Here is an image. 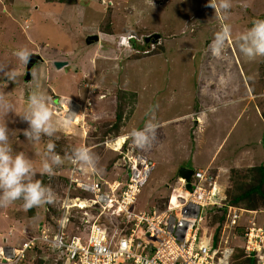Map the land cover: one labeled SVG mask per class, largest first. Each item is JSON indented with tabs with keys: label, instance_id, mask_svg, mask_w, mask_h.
<instances>
[{
	"label": "rangeland",
	"instance_id": "1",
	"mask_svg": "<svg viewBox=\"0 0 264 264\" xmlns=\"http://www.w3.org/2000/svg\"><path fill=\"white\" fill-rule=\"evenodd\" d=\"M210 3L219 0H0V65L17 74L15 82L0 74V94H7L14 105L12 113L0 115V124L6 123L9 129L13 152H24L34 161L37 174L33 179L55 194L52 204L32 211L22 207V200L0 208L3 250L12 254L28 236L38 235L40 227L57 224L71 177L87 183L99 176L126 179V152L115 151L114 140L134 128L143 129L153 117L159 129L151 150L140 151L130 139L124 146L125 150L133 148L140 168L142 161L148 162L147 180L135 208H164L172 188L180 185L181 167L209 168L229 199L246 188L251 182L246 176L248 168H237L225 160L237 146L245 145L258 147L264 158V57L248 60L239 52L236 37L255 20L264 19V0H230L226 12L209 7ZM224 25L230 26L231 38L217 57L210 45ZM157 33L161 36L156 42L145 41ZM90 35H97L98 41L87 43ZM21 48L42 59L33 65L30 81L25 79L26 65L13 55ZM56 62L64 64L56 67ZM31 91L50 97L54 118L61 122L51 138L56 153L65 157L75 147H91L100 157V171H82L65 159L53 175L39 173L49 138L44 137L41 144L27 141L23 131L28 124L18 116ZM228 100L235 104L222 108ZM193 111L197 113L189 114ZM116 114L121 117L118 128ZM68 117L72 122L63 127ZM225 136L228 152L215 150ZM213 150L220 153L217 158L211 157ZM76 195L83 196L71 191L70 197ZM248 203L255 205L256 214L242 213L239 226L222 227L218 233L220 249L234 250L231 264H246L241 245L248 220L254 217L257 224H264V207L257 206L254 197L237 205L252 210ZM69 212L68 227L76 231L86 216L78 208ZM209 215L203 209L205 235H211L214 219L219 217ZM15 264L55 261L46 248H35Z\"/></svg>",
	"mask_w": 264,
	"mask_h": 264
},
{
	"label": "built area",
	"instance_id": "2",
	"mask_svg": "<svg viewBox=\"0 0 264 264\" xmlns=\"http://www.w3.org/2000/svg\"><path fill=\"white\" fill-rule=\"evenodd\" d=\"M122 149L120 146L119 151ZM125 152L126 179L110 181L99 176L87 183L71 177L57 225L45 226L38 235L28 236L12 254L0 247V264L18 263L35 248H46L56 264H231L234 250L222 251L218 242L211 247L212 235L202 231L203 209H208L210 216L223 217V229H235L242 213L254 215L257 211L231 203L207 170L195 171L189 188L181 178L180 186L173 189V193L181 192L174 203L171 195L162 209H137L148 162L142 161L141 169L133 150ZM75 185L84 195L81 200L70 197ZM81 202L88 210L83 211L86 217L74 231L68 227L69 209ZM248 221L250 225L242 235L243 257L252 258L254 264H264V224H257L254 217Z\"/></svg>",
	"mask_w": 264,
	"mask_h": 264
},
{
	"label": "clouds",
	"instance_id": "3",
	"mask_svg": "<svg viewBox=\"0 0 264 264\" xmlns=\"http://www.w3.org/2000/svg\"><path fill=\"white\" fill-rule=\"evenodd\" d=\"M209 7L213 9L218 7L219 9L226 12L231 8V3L230 0H219L218 4L210 3ZM230 38V26H222L221 30L215 34V37L210 45L212 54L217 57L221 56L224 52L225 45L230 40ZM236 44L238 46L239 52L250 61L255 60L258 57H264V19L255 20L249 29L237 36ZM13 55L25 65L29 63L31 57V53L26 48H21L15 51ZM0 74L5 75V77L12 82H15L17 79V74L14 70H8L2 65H0ZM6 95L7 94H0V115L4 116L14 111V105L6 99ZM18 116L22 121L28 124V128L23 131V135L27 141H30L33 144H41L44 141V137L49 138L46 143L45 151L41 154L42 160L39 167V173L41 175H53L54 168L62 165L65 159H68L72 164L77 165L82 171L91 173L100 171V157L91 147H75L69 154H66L65 157H62L60 154L56 153V144L51 138L54 137L59 131L61 122L54 118L53 109L50 107V97L45 95L42 91L30 92V94L27 96L26 106L23 112ZM71 122L72 121L70 117L64 118L62 121V126L67 127L71 124ZM158 129L159 125L158 123L154 122L153 117L145 123L143 129L134 128L130 130L127 136L124 137L125 142L120 146H123L124 149V146L127 143L126 140L130 139L132 144L140 151H149L158 139ZM8 133L9 129L6 123L0 124V208L9 207L18 200L23 201L22 207L25 210H31L34 207H39L45 204H52L55 200V194L53 190L50 187L44 185L42 181L33 179V177L37 174L34 161L24 152H13V148L9 143ZM123 149L121 152L119 150L117 152L124 153L125 149ZM128 149L133 150L132 147ZM192 170L193 174L191 175L190 180L197 170H207L209 174H211L209 168L202 169L195 167V169ZM179 178L183 177L179 176ZM180 181L181 180H179V184ZM189 181H186L187 184H189ZM178 187L172 188L171 195H173V189L177 190ZM219 187L220 192L225 193V191H221L220 185ZM71 191H78L81 193V195H83L81 190L76 185L75 189H71ZM72 208H78L83 211L88 210L84 205L83 207L74 205ZM62 210L63 209L61 207V212ZM204 222L205 221L203 220L202 224H204ZM56 225L57 224H52V226ZM43 227H40V231ZM25 240L26 239H24L23 242ZM143 264H151V262L144 261Z\"/></svg>",
	"mask_w": 264,
	"mask_h": 264
},
{
	"label": "trees",
	"instance_id": "4",
	"mask_svg": "<svg viewBox=\"0 0 264 264\" xmlns=\"http://www.w3.org/2000/svg\"><path fill=\"white\" fill-rule=\"evenodd\" d=\"M48 2H54L58 1L61 3H72L73 0H46ZM75 1V0H74ZM131 95L135 96L134 93H131ZM119 121V122H118ZM121 117L119 114H116V128L120 126ZM246 176L250 179V183L247 184L246 188L241 191L240 193L236 194V196H233L229 199V201L233 204H239L243 200L250 199L251 197L255 199L256 205L258 206V203L261 207H264V166L258 165L254 167H250L247 169ZM249 209L255 210L257 209L255 205H252L251 203H248ZM264 209V208H263ZM32 211V209H31ZM215 221V227L212 231V241L210 243L211 247H214L217 245L218 242V233L222 227L223 217H216L214 219ZM245 252L242 250L241 255H244ZM246 264H254V260L252 258H246L244 260Z\"/></svg>",
	"mask_w": 264,
	"mask_h": 264
},
{
	"label": "crops",
	"instance_id": "5",
	"mask_svg": "<svg viewBox=\"0 0 264 264\" xmlns=\"http://www.w3.org/2000/svg\"><path fill=\"white\" fill-rule=\"evenodd\" d=\"M229 104L230 105H234L235 103H234L233 100H228V102L227 101H224L222 103V105H223L222 108L228 107ZM241 109L238 112V114L236 116V119H238L239 116L241 115V113L243 111ZM202 110H204L203 107L200 108L198 111H202ZM194 113H197V112L196 111H193V112H191L189 114H194ZM183 116H185V115H182L181 117H175V118H173L171 120H176L177 118H182ZM262 124H264V120H262ZM226 137L227 136H225L223 140H221V141H219L217 143V146L218 147L215 148V150L221 148L222 151L224 150V151H227L228 152V150L226 148L227 147L228 140L225 142ZM237 147H238V149H235L233 152L228 153L227 160H225V161H229L230 164H233L237 168H239V167L250 168V167H254V166H258V165H263L264 166V158H262L263 157V151L261 152V150L258 147H255V150L253 148H250V145L237 146ZM215 150H213V153H212V156L211 157H213V155H215L216 158H217L220 153L217 155L216 152H215ZM221 150H220V152H221ZM259 150H260L261 153H257V152H259ZM258 156H260V157L258 158ZM257 160H259L258 163H257ZM243 164H246V165H243ZM225 165H227V164H224V166ZM196 168H202V167H198V165H196ZM221 189H222V187H221Z\"/></svg>",
	"mask_w": 264,
	"mask_h": 264
},
{
	"label": "water",
	"instance_id": "6",
	"mask_svg": "<svg viewBox=\"0 0 264 264\" xmlns=\"http://www.w3.org/2000/svg\"><path fill=\"white\" fill-rule=\"evenodd\" d=\"M161 35L160 34H154L152 35L153 38H151V36H147L145 37V41H149L150 39H152V42H156V39H158ZM98 36L97 35H90L87 37L86 41L87 43H90L92 40H95L96 42L98 41ZM39 60H42L40 55L37 54H33L31 53V57L29 60V63L26 64V72H25V79L27 81H30L31 79V72H32V67L35 63H37ZM56 67H60L64 64V62H56ZM56 102H58V100H56ZM193 174V170L189 169V168H185V167H181L179 169V176L185 178V180L188 182L190 180L191 175ZM187 188H189V184L186 185Z\"/></svg>",
	"mask_w": 264,
	"mask_h": 264
},
{
	"label": "bare ground",
	"instance_id": "7",
	"mask_svg": "<svg viewBox=\"0 0 264 264\" xmlns=\"http://www.w3.org/2000/svg\"><path fill=\"white\" fill-rule=\"evenodd\" d=\"M0 34H2V33H0ZM13 34V33H12ZM1 38V37H0ZM8 39V38H7ZM6 40V39H5ZM6 43V42H5ZM5 48V47H4ZM2 57V56H1ZM1 59V58H0ZM3 59H7V58H5V56H4V58ZM7 60H11V59H7ZM126 136V135H125ZM124 135H121L119 138H116L115 140H114V142H115V144H114V146L116 147V149H115V151H118L119 150V146L120 145H122L123 144V142H124V137H125ZM179 193H181L180 191H175L174 193H173V203L176 201V199H177V195H180ZM76 202H78V201H76ZM80 207H83V204L81 203L80 205H79ZM226 251V250H225ZM227 252V251H226Z\"/></svg>",
	"mask_w": 264,
	"mask_h": 264
}]
</instances>
